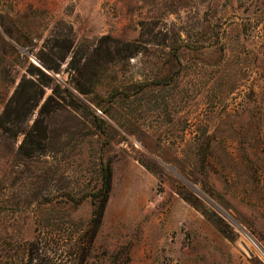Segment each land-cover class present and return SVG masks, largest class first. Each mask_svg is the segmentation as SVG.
I'll use <instances>...</instances> for the list:
<instances>
[{"label":"rangeland","instance_id":"374dc122","mask_svg":"<svg viewBox=\"0 0 264 264\" xmlns=\"http://www.w3.org/2000/svg\"><path fill=\"white\" fill-rule=\"evenodd\" d=\"M23 80L0 264H264V0H0V116Z\"/></svg>","mask_w":264,"mask_h":264},{"label":"trees","instance_id":"16d2710c","mask_svg":"<svg viewBox=\"0 0 264 264\" xmlns=\"http://www.w3.org/2000/svg\"><path fill=\"white\" fill-rule=\"evenodd\" d=\"M3 28H4V26H3ZM4 29H5V31H7V33L10 34V31L6 27ZM10 35L12 36V34H10ZM40 74L42 76H45V74L41 70H40ZM47 85L48 84H46V85L42 84V87H50ZM37 90H39V87L37 88V86L35 84H33L29 81L23 80L19 83V85L16 88L12 98L9 100L7 106L4 108L3 113L0 116V129H3L2 124L4 122L9 121V119L11 117L14 116L18 119H21V117L23 115L27 114L30 111L31 107H33V105L31 104V101H32V99H34L36 97ZM40 92H41V89H40ZM44 108H46V107L45 106L42 107L41 116L44 115V113H45ZM99 110L106 114V112L101 110L100 108H99ZM95 117L104 123V121L101 120L98 116L95 115ZM38 122H39V120L37 119V121L35 123L38 124ZM33 132L25 134V138H24L23 145H22L21 149L25 148L26 145H30L32 149L35 145L34 149H36L37 140H35V139L38 138L39 136H37ZM108 186H109L108 182H105L103 188L107 191ZM107 194H108V192L104 193L103 194L104 197H107ZM95 197H98V196H95ZM105 202H106V199L104 200L103 208L105 206ZM205 213L207 215H209L208 212H205ZM214 216L216 217L217 223L222 222L221 218H219L215 214H214ZM34 260H35L34 258H30L28 264H32L34 262Z\"/></svg>","mask_w":264,"mask_h":264},{"label":"water","instance_id":"95a60500","mask_svg":"<svg viewBox=\"0 0 264 264\" xmlns=\"http://www.w3.org/2000/svg\"><path fill=\"white\" fill-rule=\"evenodd\" d=\"M191 188L193 190H195V192L197 194H199L206 202H208L209 204L215 206V208H217L219 210V212H221V214L226 215L221 209H219L209 198H207L205 195H203L201 192H199L195 187L191 186ZM227 216V215H226ZM228 217V216H227ZM238 226V225H237Z\"/></svg>","mask_w":264,"mask_h":264},{"label":"bare ground","instance_id":"6f19581e","mask_svg":"<svg viewBox=\"0 0 264 264\" xmlns=\"http://www.w3.org/2000/svg\"><path fill=\"white\" fill-rule=\"evenodd\" d=\"M225 213V212H224ZM230 218V217H229ZM231 219V218H230ZM232 220V219H231ZM233 221V220H232ZM236 224V223H235ZM238 225V224H236ZM238 227L240 228V226L238 225ZM248 236V238L250 239V241H252L257 249L259 250V252L262 254V256L264 257V249L254 240V238H252L251 236H249L248 234H246Z\"/></svg>","mask_w":264,"mask_h":264}]
</instances>
